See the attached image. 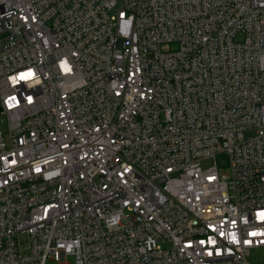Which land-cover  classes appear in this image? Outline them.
I'll return each instance as SVG.
<instances>
[{
    "label": "built area",
    "instance_id": "obj_1",
    "mask_svg": "<svg viewBox=\"0 0 264 264\" xmlns=\"http://www.w3.org/2000/svg\"><path fill=\"white\" fill-rule=\"evenodd\" d=\"M0 115V264L264 250V0H0Z\"/></svg>",
    "mask_w": 264,
    "mask_h": 264
},
{
    "label": "rangeland",
    "instance_id": "obj_2",
    "mask_svg": "<svg viewBox=\"0 0 264 264\" xmlns=\"http://www.w3.org/2000/svg\"><path fill=\"white\" fill-rule=\"evenodd\" d=\"M0 127L4 133L8 130V121L5 115H0ZM212 164V161L204 162L203 166L207 167ZM253 264H264V250L254 251L251 256Z\"/></svg>",
    "mask_w": 264,
    "mask_h": 264
}]
</instances>
